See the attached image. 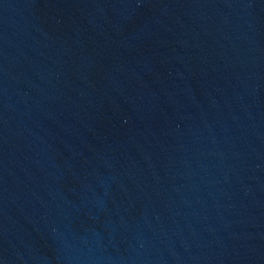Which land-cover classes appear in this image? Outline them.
<instances>
[{
  "label": "water",
  "instance_id": "95a60500",
  "mask_svg": "<svg viewBox=\"0 0 264 264\" xmlns=\"http://www.w3.org/2000/svg\"><path fill=\"white\" fill-rule=\"evenodd\" d=\"M0 264H264V0H0Z\"/></svg>",
  "mask_w": 264,
  "mask_h": 264
}]
</instances>
